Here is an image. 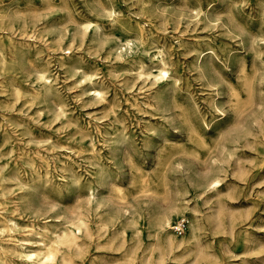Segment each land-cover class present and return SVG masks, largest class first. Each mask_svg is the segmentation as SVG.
I'll return each mask as SVG.
<instances>
[{
    "label": "rangeland",
    "instance_id": "374dc122",
    "mask_svg": "<svg viewBox=\"0 0 264 264\" xmlns=\"http://www.w3.org/2000/svg\"><path fill=\"white\" fill-rule=\"evenodd\" d=\"M0 12L11 16L0 17V183L7 196L34 188L37 207L69 211L93 194L109 203L105 217L131 202L141 231L131 239L138 243L131 264H264V0H0ZM31 15L38 17L34 26ZM87 22L98 29L75 33ZM137 31L142 42L133 39ZM60 35L63 48L73 38L69 52L55 44ZM159 48L168 75L156 80ZM201 55L213 65L205 75L197 67ZM36 65L48 70L56 90L50 97L33 93ZM236 97L242 112L235 121ZM240 124L247 136L227 141L210 159L220 166L218 190L202 189L195 179L209 157L199 139L211 145L219 130ZM142 176L156 195L140 191ZM165 193L177 195L184 216L176 219L179 228L158 237L148 221L165 209ZM144 197L155 203H142ZM101 211L103 205L88 217L92 230ZM42 212L33 221L13 212L18 227L11 233L35 240V249L43 237L26 230L53 210ZM130 214L114 218L111 229L123 230ZM47 223L62 226L59 218ZM189 223L196 237L168 252L166 232L187 239ZM125 230L130 240L132 229ZM84 249L83 260L70 250L79 264H130L110 247Z\"/></svg>",
    "mask_w": 264,
    "mask_h": 264
},
{
    "label": "bare ground",
    "instance_id": "6f19581e",
    "mask_svg": "<svg viewBox=\"0 0 264 264\" xmlns=\"http://www.w3.org/2000/svg\"><path fill=\"white\" fill-rule=\"evenodd\" d=\"M107 15L113 16L114 10L109 9L107 12ZM0 17L1 18H4V17L11 18V16L9 14H6L5 12H2V13L0 12ZM29 18H30V22L34 26L38 17H36L35 15H31ZM6 28L9 29L11 28V26H8ZM88 28H93V30H97L98 25L92 22L79 23L78 27L75 29V33H78L83 36L84 31L87 30ZM2 31H5V30H2ZM41 31L42 29L40 28L38 29L34 27L31 30L32 33H40ZM137 35L138 36H136L133 39L135 41L137 40L139 42H142L141 35L139 34L138 31H137ZM62 36L63 35H60L55 40V44L58 46L59 49H61V51L69 52L67 48L72 47L73 38H70V40L67 43V46L63 48L61 46ZM130 41H131L130 39L126 40L127 43H129ZM119 52L120 51L118 52L115 51L113 55L116 58H118L120 57ZM162 55H163V49H160V48L157 50L156 55H154L158 61V68H157V72L153 74L152 77L156 80L166 78L168 75L167 69L165 67L166 62ZM199 55H200V52L199 54H197L196 59H198ZM60 59H61L60 65L65 64L64 61H62L63 59L62 58ZM201 61H202V55L200 56L197 62L198 63L197 67L199 69L198 71L201 75H205L206 73H209L211 70H213V67H212L213 65L211 66V64L209 63L210 65L206 66ZM139 67L140 68L138 70V74H142L143 72L142 65H139ZM67 68H69L71 71H76V72L78 71V67L75 64L68 65ZM47 71H48L47 68L40 66V65H36L34 67V70L32 71V79L36 81L39 86V88L35 89L34 90L35 92H33L35 93L34 94L35 96H41V97L46 98L56 93L55 88L52 87V84L50 82L51 79ZM83 77L90 80L91 74H85ZM250 78H251L250 76L245 77V85L248 89V94L250 93V88H251ZM13 91L16 94L19 93V89L14 88ZM92 93L94 96L100 97L102 95V90L95 88L92 90ZM236 99H237V103L234 102L236 103L235 108H234V113L236 117L235 121L239 119V116L242 112V107H241L242 104L237 105L238 103H241V102L238 101L239 99L237 97ZM248 99H249V96H248ZM58 105L59 106H58L57 113H64L63 106L61 104H58ZM243 126L244 125L242 124L238 126H232L224 132L219 130L217 134L215 135L214 140L211 145H206L205 141L202 138L199 139L200 142L207 149L206 154L209 157L208 159L209 163H207V166H206L207 171H205L204 174L199 175L198 179H195L197 181L198 186L202 187V189L206 188V189L218 190L217 187L220 184V179L218 175L214 173L217 168H220V166L216 165L214 162H212V160L210 161V159H213V161H216L217 158L216 159L213 158L215 156V153L219 151L218 153L222 154L226 148L227 141H231V139L235 140L237 137H240V136H243V137L247 136V133H244L245 131H244ZM84 136L85 135L83 134L82 137ZM89 150L92 153L95 152V147L92 143H90L89 145ZM1 179L2 178L0 175V180ZM147 181H146V177L144 176L141 177L142 184H141L140 191L144 195H147L150 192L152 194H155L154 189L148 186ZM162 182L166 184V181H164V179H162ZM33 189H28L25 194L19 197H15L13 199L12 198L13 196L6 195V190L3 187V185L0 183V264H51L54 259H57L59 264H79L72 259L70 250H73L74 255L77 256L78 259L83 260V255L85 251L84 247L88 244H93L94 247L96 248L97 247H104V248L110 247L113 250H116V251L119 250L118 252L120 253L122 257L121 261H124V263L126 262V263L131 264L133 260L137 258L136 249H137L138 243L136 244V242H133V241L131 242V239L136 238L137 234L140 231V227H138V221L136 219V216L137 214L140 213V211H139V208L132 210V205L130 204L131 202L126 203L123 208L115 207V213H112V214L108 213L107 217H105L104 214L107 213L106 211H109V207H108L109 203L108 205H106L105 201L102 198L94 197L93 194H91L90 196L87 194L88 197H85L83 200L77 199L76 205L73 208H71L69 211H64L63 209H58L57 207H55L54 204L45 206L43 208L37 207V204L34 203V195H33L34 190ZM118 192H119L118 194L119 198L121 200H124V196L121 193L120 189H118ZM166 197H167L166 193L163 194L162 199H165V202L166 200H168L166 203L165 209L162 212L155 214L154 216H151L148 221L149 227L151 229V233H153L155 236H158V237L162 234V232L167 227L170 229L179 228V224H178L179 222H177L176 219L178 216H184L183 209L177 203V195L175 194L174 197L173 196L172 197L168 196V198ZM140 201H142V203H145V204L147 202L150 203L151 201L155 203V199H150V198H145V197L140 199ZM102 205H103L104 212L103 211L97 212L98 213V215H96L97 219H96V222L94 223L96 228L92 230L91 229L92 227L90 226L89 221H88V217L92 212H95ZM32 207L33 209L31 210ZM49 208L53 210L52 215H49L50 218H47L46 220L41 221L40 224H38L37 221L36 223L33 222L32 224H30L32 227H28L26 230V232H28L29 234H36L39 236V238H42V237L45 238V241L43 238L38 240V242L39 241L42 242V245L38 246V248L36 249L32 248L33 246H35L33 245V242H36L35 240L33 241L30 238H27L24 236H15L14 234L11 233L12 230L18 227V224L13 218V214H15L13 212H17L18 215H21L22 217H27L28 220L33 221L31 220L33 217L34 218L38 217L40 214L43 213L42 211H48ZM126 212L127 213L131 212L132 214H130V216H128V218L125 220L123 224V228H122L123 230H121L118 233L115 229H111L110 226L112 225V222H113L112 220L121 214L123 215ZM51 218H59V220H62V223H61L62 226L59 229H56L57 224H53V223L48 224L47 222ZM172 220H175V221L172 222ZM26 226H29V225H26ZM34 226H37V228H35ZM128 228L132 229L130 240H128L125 235V231H126L125 229H128ZM189 228H190V232H189V236L187 239L182 238L178 240L177 238H175V235L173 233L169 231L166 232L164 239H163L164 240L163 243H164V246L167 247L168 252H170L173 249L175 244H181L185 242L186 240L196 237L194 233V230H195L194 225L189 223ZM64 249H65V252L62 251ZM147 258L150 259L151 254H149L147 257L146 256L143 257V259H147ZM140 262H141V259H140ZM106 263L108 262L105 261L102 264H106ZM88 264H96V263L94 259H90L88 261Z\"/></svg>",
    "mask_w": 264,
    "mask_h": 264
}]
</instances>
